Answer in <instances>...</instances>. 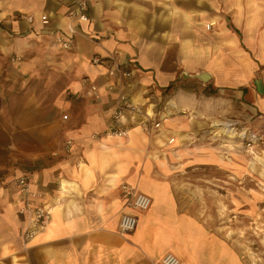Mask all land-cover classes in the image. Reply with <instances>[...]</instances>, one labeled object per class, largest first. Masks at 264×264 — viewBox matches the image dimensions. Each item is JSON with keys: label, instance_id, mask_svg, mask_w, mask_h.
I'll return each instance as SVG.
<instances>
[{"label": "crops", "instance_id": "crops-1", "mask_svg": "<svg viewBox=\"0 0 264 264\" xmlns=\"http://www.w3.org/2000/svg\"><path fill=\"white\" fill-rule=\"evenodd\" d=\"M86 2L88 19L77 22L73 0H0V264H159L169 252L180 264H250L225 226L182 207L175 176L247 171L208 139L232 110L264 137V0ZM40 14L50 18L45 29ZM72 25L62 49L56 37ZM95 56L116 57L130 74L109 75ZM199 72L206 82L191 77ZM121 93L160 127L147 134L129 119L125 137L107 134ZM22 174L34 203L51 209L28 242L13 185ZM122 184L148 195L150 207H128ZM123 212L137 220L126 234Z\"/></svg>", "mask_w": 264, "mask_h": 264}, {"label": "rangeland", "instance_id": "rangeland-1", "mask_svg": "<svg viewBox=\"0 0 264 264\" xmlns=\"http://www.w3.org/2000/svg\"><path fill=\"white\" fill-rule=\"evenodd\" d=\"M44 94L40 93L41 101H46ZM58 95L51 91L50 100ZM236 113L232 110L224 124L212 128L208 142L214 150L241 160L247 171L239 172L238 167L231 172L214 167L188 169L175 176L176 192L184 209L194 211L211 225L225 226L250 264H264V144L247 149L240 133L253 130L245 129Z\"/></svg>", "mask_w": 264, "mask_h": 264}, {"label": "built area", "instance_id": "built-area-1", "mask_svg": "<svg viewBox=\"0 0 264 264\" xmlns=\"http://www.w3.org/2000/svg\"><path fill=\"white\" fill-rule=\"evenodd\" d=\"M74 10L71 12L74 20L77 22H84L88 19L87 9L88 4L86 0H73ZM25 19L28 22L33 21V16H27ZM39 20L43 28H47L50 23V18L47 14H40ZM206 25V28H209ZM77 33V29L72 25L68 31H64L62 34L57 35L56 41L60 44L62 49H70L72 40ZM91 62L93 64H101L102 62H108V74L111 76L118 75L125 78L130 74L129 70L122 67L119 60L114 56L102 59L100 57H93ZM85 82L86 80L83 79ZM93 92H96V87L90 85ZM64 120L67 119V115H63ZM129 119H135V125L139 127L143 132L152 134L153 130L160 127V121H155L148 113L144 110L142 105L136 104L131 101L124 93L117 96L115 108L113 111V120L115 125L110 128L107 134L116 137H125L128 129L127 124ZM134 122V121H133ZM242 142L245 144L247 149H252L255 145L264 144V137L258 135L253 131H242L240 133ZM174 138H170L168 143H172ZM73 147L72 140H67L64 144V151L66 154L71 153ZM13 185L19 192L23 200V211L28 213V224L27 227L22 230L21 238L24 242L30 241L36 234L43 231L49 223L51 209L44 204H35L34 199L37 194L31 190V177L29 174H22L13 179ZM121 192L126 201V205L130 208L137 210H147L151 205V198L137 191L134 187L127 184L121 185ZM136 217L130 213L123 212L119 221V232L120 234H126L131 232L136 227ZM159 264H180L179 258L173 253H166Z\"/></svg>", "mask_w": 264, "mask_h": 264}, {"label": "water", "instance_id": "water-1", "mask_svg": "<svg viewBox=\"0 0 264 264\" xmlns=\"http://www.w3.org/2000/svg\"><path fill=\"white\" fill-rule=\"evenodd\" d=\"M207 76L208 75L206 73H204V72H199L197 74L191 75V77L197 78V79H199V80H201L203 82H206L208 80Z\"/></svg>", "mask_w": 264, "mask_h": 264}, {"label": "trees", "instance_id": "trees-1", "mask_svg": "<svg viewBox=\"0 0 264 264\" xmlns=\"http://www.w3.org/2000/svg\"><path fill=\"white\" fill-rule=\"evenodd\" d=\"M172 85H170V87H171ZM204 94H206V95H211L212 94V91H207L206 89H204Z\"/></svg>", "mask_w": 264, "mask_h": 264}, {"label": "bare ground", "instance_id": "bare-ground-1", "mask_svg": "<svg viewBox=\"0 0 264 264\" xmlns=\"http://www.w3.org/2000/svg\"><path fill=\"white\" fill-rule=\"evenodd\" d=\"M232 131V130H231Z\"/></svg>", "mask_w": 264, "mask_h": 264}]
</instances>
